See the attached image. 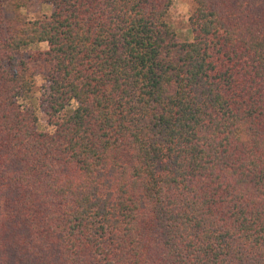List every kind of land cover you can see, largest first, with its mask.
Returning a JSON list of instances; mask_svg holds the SVG:
<instances>
[{"label":"trees","instance_id":"trees-1","mask_svg":"<svg viewBox=\"0 0 264 264\" xmlns=\"http://www.w3.org/2000/svg\"><path fill=\"white\" fill-rule=\"evenodd\" d=\"M40 1L0 0V264H264V0L190 41L174 0Z\"/></svg>","mask_w":264,"mask_h":264},{"label":"rangeland","instance_id":"rangeland-1","mask_svg":"<svg viewBox=\"0 0 264 264\" xmlns=\"http://www.w3.org/2000/svg\"><path fill=\"white\" fill-rule=\"evenodd\" d=\"M27 5L21 9L13 10L11 4L5 3L4 9L7 17H21L26 19H35L41 17L44 14L51 13V6L42 3L40 0H26ZM193 0H174L170 9L168 20L177 33V37L180 41H190L193 38L189 17L191 15ZM48 47L46 42L35 44L31 49H46ZM30 49L22 51L21 55L24 58H28ZM37 89L34 97L27 101V104L31 106L37 116L38 125L41 131L52 132L54 127L48 122V116L45 113V106L41 100V86L44 81L40 75L36 76Z\"/></svg>","mask_w":264,"mask_h":264}]
</instances>
